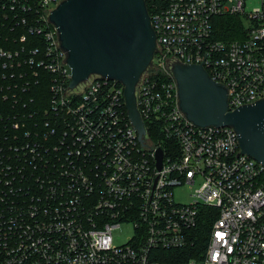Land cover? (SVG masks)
<instances>
[{
	"label": "built area",
	"instance_id": "1",
	"mask_svg": "<svg viewBox=\"0 0 264 264\" xmlns=\"http://www.w3.org/2000/svg\"><path fill=\"white\" fill-rule=\"evenodd\" d=\"M61 1L0 0L3 23L20 22L42 41L28 59L53 74L55 117L35 134L18 132L15 116L0 123V264H264V167L240 152L231 126L186 117L172 71L199 65L225 89L228 110L264 97V0L250 9L246 0H144L155 51L134 94L153 140L145 125L138 137L120 81L91 74L69 86L49 19ZM221 16L239 19V37H213ZM17 56L0 47V67L19 65ZM182 185L192 187L190 202L174 198ZM122 224L130 234L115 243Z\"/></svg>",
	"mask_w": 264,
	"mask_h": 264
},
{
	"label": "water",
	"instance_id": "2",
	"mask_svg": "<svg viewBox=\"0 0 264 264\" xmlns=\"http://www.w3.org/2000/svg\"><path fill=\"white\" fill-rule=\"evenodd\" d=\"M66 63L69 86L98 74L120 81L128 116L139 132L144 124L135 102V84L155 51V34L144 0H63L49 15ZM179 107L193 124L231 126L241 153L264 167V97L231 110L225 89L199 65L175 64ZM142 140V139H141ZM145 145V144H144ZM157 167L161 148L156 150Z\"/></svg>",
	"mask_w": 264,
	"mask_h": 264
},
{
	"label": "trees",
	"instance_id": "3",
	"mask_svg": "<svg viewBox=\"0 0 264 264\" xmlns=\"http://www.w3.org/2000/svg\"><path fill=\"white\" fill-rule=\"evenodd\" d=\"M147 10L149 11L148 5ZM0 11L6 12L2 9ZM214 22V38L226 40L239 37L242 26L237 17L221 16L215 18ZM22 34L26 38L24 42L19 40ZM41 43L40 37L29 34L20 22L17 24V21H13L9 25L3 23L0 18V47L12 53L17 52L16 60L20 63L13 67H0V123H11L14 120L13 116H15L20 122L24 123L18 132L26 128L30 129L32 134H35L36 129L46 131L52 127L55 120L51 112L50 92V82L53 74L43 67L37 66V63L30 64L28 59L32 55V48L41 47ZM38 58L35 57V60ZM45 110H48V114H45ZM45 119L50 121V126H44ZM143 123L150 138L155 139L151 135L148 121L145 118ZM37 124L39 127H35ZM39 137L41 139L42 135H39ZM50 139L54 141L55 136L50 137ZM50 139L47 137L48 142H50ZM212 211L206 209L205 216L195 228L196 251L201 250L203 247V238L209 228V217ZM192 251L191 249L187 251V257L192 255Z\"/></svg>",
	"mask_w": 264,
	"mask_h": 264
},
{
	"label": "rangeland",
	"instance_id": "4",
	"mask_svg": "<svg viewBox=\"0 0 264 264\" xmlns=\"http://www.w3.org/2000/svg\"><path fill=\"white\" fill-rule=\"evenodd\" d=\"M258 0H246L248 9L251 7H255L257 5ZM174 198L178 202H190L192 200V197L190 196V193L192 191V187H189L187 185L177 186L174 188ZM130 234L129 226L127 224H122L121 227L116 228L113 231V239L115 243H121L123 242L127 235Z\"/></svg>",
	"mask_w": 264,
	"mask_h": 264
}]
</instances>
